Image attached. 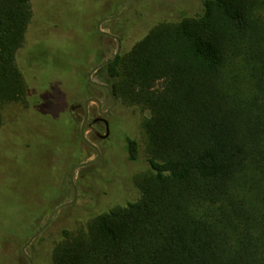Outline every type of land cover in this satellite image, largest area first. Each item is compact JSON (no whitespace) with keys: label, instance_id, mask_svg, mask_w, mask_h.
<instances>
[{"label":"trees","instance_id":"16d2710c","mask_svg":"<svg viewBox=\"0 0 264 264\" xmlns=\"http://www.w3.org/2000/svg\"><path fill=\"white\" fill-rule=\"evenodd\" d=\"M200 1L201 12L158 24L98 70L118 101L148 109L136 121L149 170L134 199L63 229L53 264H264V0ZM33 12L32 0H0V264H28L20 247L73 194L70 170L90 147L70 106L91 97L89 72L106 59L93 26L86 41L37 44L22 70ZM13 102L25 115L6 123ZM29 115L55 181L26 196L15 166L35 152ZM126 149L140 160L139 139L127 136Z\"/></svg>","mask_w":264,"mask_h":264},{"label":"rangeland","instance_id":"374dc122","mask_svg":"<svg viewBox=\"0 0 264 264\" xmlns=\"http://www.w3.org/2000/svg\"><path fill=\"white\" fill-rule=\"evenodd\" d=\"M113 1L115 3L117 0H32L34 11L32 22L26 33L23 47L18 53L17 61L20 68L28 70L27 60L31 49L39 43L58 49L65 47L70 41H86L85 33L90 27L96 28L102 18L117 14L128 0H123L118 9L110 10L109 8L115 7ZM202 10L203 4L200 0H134L121 17L103 22L102 28L121 39V52L125 53L158 24L178 21L183 16L196 15ZM103 49L106 52L105 58L112 57L117 49V41L107 36ZM102 76L104 77L105 74L96 71L93 74V80L104 83ZM61 89L66 93L75 94H79L80 91L78 86L73 91L72 89L69 91L64 85ZM91 97L100 98L103 109H107L111 104L107 91L101 87L96 86ZM24 106L23 102L7 104L3 110L6 123L12 121L18 123L21 116L25 115ZM96 109V104L91 103L90 119L97 116ZM148 112V109H143L141 106L118 101V106L108 116L111 128V135L108 138H97L92 129H86V136L99 147L101 155L93 167L76 171L75 184L78 189L76 202L61 209L50 226L42 232L44 239L32 246L39 234L26 249L31 257H36L33 258L34 264H53L52 246L56 240L61 238L63 229L75 228L93 213H98L103 208L124 204L127 200L137 196L138 188L135 185V178L148 171L149 165L145 150V136L142 127H138L136 113L140 124ZM74 115L81 121L83 120L82 109L75 110ZM32 119L33 115H29L26 137L34 144L35 152L24 164L20 163L15 166L17 180L19 185H23L22 190L26 196L45 192L49 176L55 181L53 174L55 156L45 157L43 155L44 142L39 140L34 131L31 125ZM101 132H105L103 127H101ZM127 136L136 137L141 142V157L138 162L129 158L126 149ZM56 143L58 140L49 143L48 146L53 149L57 146ZM63 152L57 154L61 156ZM95 156L96 152L93 149L86 148L81 153L80 159L82 162ZM21 171L25 173V176H20ZM72 197L73 194L64 202L70 201ZM52 213L46 216L41 226L47 222ZM22 247L19 252L24 260Z\"/></svg>","mask_w":264,"mask_h":264},{"label":"water","instance_id":"95a60500","mask_svg":"<svg viewBox=\"0 0 264 264\" xmlns=\"http://www.w3.org/2000/svg\"><path fill=\"white\" fill-rule=\"evenodd\" d=\"M134 0H128L124 6L118 11L117 14L110 16V17H104L102 18L96 28L97 31L104 36H108L110 38H114L117 41V49L114 53V55L112 57L106 58L104 59L101 63H99L98 65H96L90 72L88 75V78L90 80V82L92 84H95L98 87H103L109 90L111 98L113 100V104L111 106H109L107 109H103V103L102 100L98 97H88L86 100H84L83 102V107L85 110V119L83 120L82 124H81V137L82 140L84 141V143H86L90 148H92L95 152H96V156L94 158H91L87 161H82L80 163L75 164L71 170H70V183L73 187V197L70 201L64 202L59 204L53 211L52 215L50 216V218L47 220L46 223H44L29 239L28 241L23 245L22 247V254L24 255V257L26 258V260L28 261L29 264H34V261L32 259V257L28 254L27 252V248L28 246L32 243V241L39 235L41 234L48 226H50V224L54 221V219L57 217L58 213L60 212L61 209L63 208H67L71 205H73L76 200H77V196H78V189L76 187L75 184V174L76 171L80 168L83 167H87L90 166L94 163L97 162V160L99 159L100 155H101V151L99 149V147L93 143L87 136H86V129H87V121H88V117H89V107L91 103H95L98 107V111H99V117L95 118L93 120V122H97L98 120H105L106 124H107V131L106 133L103 135V138L109 136L110 134V128L108 125V121L105 118L106 115H108L109 113H111L112 110H114L117 107V98L115 97L114 93L112 92V88L106 84V83H100L97 81L93 80V74L98 71L100 68H102L103 66L115 61L118 57V55L121 53L122 50V44H121V39L118 36H114L113 34H111L109 31H106L102 28V23L110 20V19H117L119 17H121L123 15V13L125 12L126 8L133 2ZM82 104H78L77 107H81Z\"/></svg>","mask_w":264,"mask_h":264},{"label":"flooded vegetation","instance_id":"af4514ba","mask_svg":"<svg viewBox=\"0 0 264 264\" xmlns=\"http://www.w3.org/2000/svg\"><path fill=\"white\" fill-rule=\"evenodd\" d=\"M95 86H96V85H95ZM109 86L111 87V85H109ZM101 88H103V87H101ZM111 88H112V87H111ZM103 89H105V90L107 91L108 98H109L110 101H111V104H110V106H111V105L113 104V100H112V98H111L110 92H109V90L106 89V88H103ZM112 92H113V91H112ZM83 102H84V101H83ZM83 102H82V103H77L76 105H71V106H70V111H71L72 113H74L75 110H77V109H82V110H83V114H84V116H83V120H84V119H85V110H84V107H83ZM117 102H118V99H117ZM78 104H82V106H81V107H77ZM117 106H118V104H117ZM96 108H97V109H96V110H97V116L94 117L93 119H90V107H89V117H88V121H87V129H92L93 132H94L95 137L100 138V139H106V138H108V137L111 135L110 122H109V119H108V116H109L110 113H109L108 115L105 116V118H106L107 121H108L109 128H110V134H109V136L103 138V135H104V134L106 133V131H107V124H106L105 120H103V119L98 120L97 122H93V120H94L95 118L99 117V111H98V107H97V105H96ZM111 112H112V111H111ZM82 122H83V121H82ZM97 127H98V128H97ZM101 127L104 128V130H105L104 133L101 132ZM88 147H89V146H88ZM91 149H92V148H91Z\"/></svg>","mask_w":264,"mask_h":264}]
</instances>
